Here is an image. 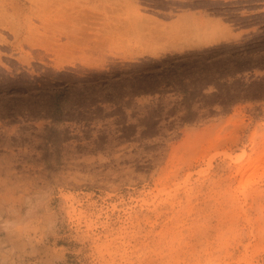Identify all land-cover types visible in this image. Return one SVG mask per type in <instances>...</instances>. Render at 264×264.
<instances>
[{"label": "rangeland", "instance_id": "1", "mask_svg": "<svg viewBox=\"0 0 264 264\" xmlns=\"http://www.w3.org/2000/svg\"><path fill=\"white\" fill-rule=\"evenodd\" d=\"M197 8L254 30L184 50ZM39 184L46 264H264V0H0V201Z\"/></svg>", "mask_w": 264, "mask_h": 264}, {"label": "clouds", "instance_id": "2", "mask_svg": "<svg viewBox=\"0 0 264 264\" xmlns=\"http://www.w3.org/2000/svg\"><path fill=\"white\" fill-rule=\"evenodd\" d=\"M18 201H0V264H46L44 243L62 225L54 185H33L18 190Z\"/></svg>", "mask_w": 264, "mask_h": 264}, {"label": "crops", "instance_id": "3", "mask_svg": "<svg viewBox=\"0 0 264 264\" xmlns=\"http://www.w3.org/2000/svg\"><path fill=\"white\" fill-rule=\"evenodd\" d=\"M166 22L175 26L188 23L189 28L184 29L181 34L186 38V42L191 43L185 44L183 46L184 50L194 47L214 46L224 41H238L254 30L252 27H233L223 16L202 8L183 11ZM179 44V41H175L174 46H177L175 50H179Z\"/></svg>", "mask_w": 264, "mask_h": 264}, {"label": "flooded vegetation", "instance_id": "4", "mask_svg": "<svg viewBox=\"0 0 264 264\" xmlns=\"http://www.w3.org/2000/svg\"><path fill=\"white\" fill-rule=\"evenodd\" d=\"M182 1H186V0H182Z\"/></svg>", "mask_w": 264, "mask_h": 264}]
</instances>
